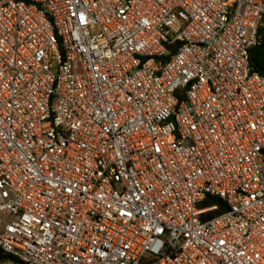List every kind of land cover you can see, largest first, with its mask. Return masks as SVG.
<instances>
[{
  "label": "built area",
  "instance_id": "2783aa9c",
  "mask_svg": "<svg viewBox=\"0 0 264 264\" xmlns=\"http://www.w3.org/2000/svg\"><path fill=\"white\" fill-rule=\"evenodd\" d=\"M262 28L264 0H0V264H264Z\"/></svg>",
  "mask_w": 264,
  "mask_h": 264
},
{
  "label": "trees",
  "instance_id": "16d2710c",
  "mask_svg": "<svg viewBox=\"0 0 264 264\" xmlns=\"http://www.w3.org/2000/svg\"><path fill=\"white\" fill-rule=\"evenodd\" d=\"M259 41L260 44L251 51L250 61L253 71L264 75V28L260 30ZM166 59H169V57H167ZM214 204H221V200L214 197H210L206 201V205ZM221 212L222 210L214 214V216L220 214ZM6 260L7 258L0 254V263L5 262Z\"/></svg>",
  "mask_w": 264,
  "mask_h": 264
}]
</instances>
